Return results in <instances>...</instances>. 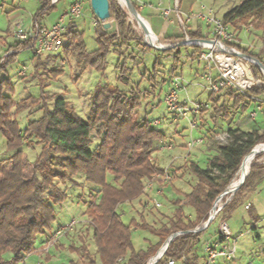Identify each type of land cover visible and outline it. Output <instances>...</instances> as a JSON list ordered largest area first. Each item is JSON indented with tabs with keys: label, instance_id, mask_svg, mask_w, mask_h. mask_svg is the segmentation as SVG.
<instances>
[{
	"label": "trees",
	"instance_id": "16d2710c",
	"mask_svg": "<svg viewBox=\"0 0 264 264\" xmlns=\"http://www.w3.org/2000/svg\"><path fill=\"white\" fill-rule=\"evenodd\" d=\"M108 1L109 18L115 21L118 31L108 32L103 28V24L96 20L97 48L94 51H87L83 32L73 31L75 19L68 21L65 33V37L68 38L66 52L76 57L79 66L89 67L101 73L105 70L113 41H117L120 48L129 47L131 42H141L128 23L125 11L116 0ZM131 2L137 10L135 3L132 0ZM67 8L68 6L63 7L62 12ZM54 10L55 6L51 4V0H39V7L32 20L41 23ZM262 19H264V0H241L223 15L221 21L237 30L245 24L256 25ZM189 34L192 40L206 39L200 28ZM156 39L175 44L182 41L183 37L178 35L156 37ZM19 44L22 49L14 55H9L11 58L7 59V63L0 66V134L5 139L6 150L11 152L7 158L0 159V264L22 263L33 252L36 237L45 234L55 221L53 206L60 205L67 199L65 192L56 189L55 180L75 185L73 177L80 174L85 182L100 190L98 196L88 202L84 211L92 230L94 253H90L84 243L79 247L71 246V251L81 254V259L70 261L68 264H147L168 237L177 232L194 229L207 219L214 201L234 179L243 159L254 148L264 145V120L260 125L253 126L249 130L240 128L234 123L235 113L244 114L251 107H255V103L250 98L233 89L223 90L225 97L232 100V109L229 110L220 101L219 95L222 92L219 94L209 92L207 100L201 103L211 104L214 119L222 116L228 122L225 130L230 135V142L214 149L213 156L206 160L204 167L195 162L183 164V166L187 164V171L195 181L188 183L187 194L177 196L172 201L174 213L166 222L162 221L158 226L149 225L140 217V224L134 220L126 224L118 211L119 206L133 202L146 194L145 184L153 176H162L165 171L171 176L175 175L170 166L167 169L160 168L153 160L154 152L160 150L159 141L168 144L171 142L166 140V135L162 131L151 124L146 115L139 116L145 96L138 94L145 93L154 99L156 87L161 92L163 85L167 83L169 89L170 79L176 74L181 57L180 50L191 49V53L186 55L187 58L198 60L202 47L175 45L158 51L168 57L173 55V66L167 74L168 80L162 78L160 83L155 80L154 75L151 79L152 74L149 77L142 76V79L146 77V82L152 83L150 85L153 89L152 93H148V89H139V86H133L128 90L111 84L100 86L93 96L90 116L86 120L68 107L63 95H56L51 110L44 109L40 118L29 121L24 129H21L18 121L10 117V110L14 107L16 112L20 113L35 101L27 98L15 104L10 97L13 92L10 79L8 78V82L2 79L8 66L16 61L21 51L30 50L29 44ZM231 44L264 65V59L259 54L252 53L239 43ZM144 47L148 49L147 52L154 50L151 47ZM113 53L123 56L120 49L114 50ZM157 64L161 65L155 61L151 73ZM115 67L119 70L118 81L129 84L133 68L127 66V59L123 58L122 63L118 62ZM249 68L255 78L264 80L259 67L250 64ZM248 94L264 98V86H253ZM207 110L203 109L200 112L197 121ZM96 123H101L98 130L100 138L91 149L92 124ZM215 126L214 124L213 129ZM23 138H34L42 146L32 162L30 177L24 176ZM260 157L261 154H257L255 159ZM247 173L236 193L223 207L220 219L225 220L230 217L242 204L244 195L253 191L264 180V164L253 162L250 169L248 167ZM48 192H52L49 197L46 195ZM184 206H189L194 211L193 220L185 217ZM247 210L257 222L258 217L253 216V209L249 207ZM133 227L149 231L157 238L156 244H150L146 250H136L131 240ZM209 227L195 234L187 233L173 237L163 258L155 264H167L169 259L181 261L183 257L187 259L182 264H199L203 252L201 251V254L198 252L202 248L198 245L204 242L202 238ZM5 253H9L12 258L5 261L2 258Z\"/></svg>",
	"mask_w": 264,
	"mask_h": 264
},
{
	"label": "rangeland",
	"instance_id": "374dc122",
	"mask_svg": "<svg viewBox=\"0 0 264 264\" xmlns=\"http://www.w3.org/2000/svg\"><path fill=\"white\" fill-rule=\"evenodd\" d=\"M76 1L83 2L84 8L82 16L75 19L73 31L77 33L83 32V39L87 51H94L97 48L95 24L97 22L96 20L99 19L94 15L89 0L60 1L55 6V10L46 16L41 23L46 26L51 25L60 15L63 7H67ZM225 1L218 0L215 7L218 9V13L213 10L214 15L219 19L225 14V9L232 8L239 4L241 0H227L226 3ZM116 2L125 11L128 23H130L134 33L141 42H131L129 47L120 48L118 47L119 43L113 41L112 51L107 56V64L104 72L101 73L89 67L83 68L79 66L76 62V57L65 50L68 45L67 37H65L64 48L53 55L34 56L30 50H25L21 51L16 61L8 66L2 79L8 82L9 78L12 83L13 92L10 94L12 101L15 104L23 102L27 98L35 101L20 113L16 112L14 107L11 108L10 117L18 121L21 129H24L29 121L40 118L44 109L48 108L51 110L56 95H63L68 103V107L72 108L79 117L86 120L90 116L93 96L100 89V86L111 84L117 85L120 89L124 90H128L133 86H139V89H148V93H152L153 89L150 86L152 83L149 84L146 82V77L142 79L143 75L149 77L152 74L151 79H153L154 75L158 83H160L162 78L168 80L167 74L173 66V55L169 57L162 55L158 52L161 50L146 44L142 31L136 21L133 20L131 14L121 5L119 0H116ZM140 2L152 3L154 5L157 4L158 0H140ZM138 5L135 4L137 10ZM38 7L39 0H0V66H4L8 61L7 59L11 58V56L4 57V54L9 50L22 49L12 35V26L18 20L26 23L32 20ZM140 12L141 14H145L143 11ZM106 22L111 24V27L107 29L108 32L118 31L116 23L112 18L107 19ZM100 23L103 24L101 21ZM229 27L232 30L234 29L231 26ZM203 31L206 34L208 29L204 28ZM234 32L236 34V40L243 47L249 49L254 54H259L264 59V19L260 20L256 25L254 23L245 24L241 29H237ZM158 42L164 46V42ZM144 46L151 47L154 50L147 52L148 49L146 50ZM118 49L123 53V56H118L113 53L114 50L118 51ZM180 51L181 57L177 65L176 74L181 76L185 85V90L180 92V98L184 99L187 93L191 99L197 102H205L208 98L209 91L206 88V81L202 77L206 71L204 64L197 59L187 58L186 55L191 53V49L187 51L181 49ZM123 58L127 59V66H132L133 68L130 75V82L127 85L118 81L119 70L115 67L118 62L122 63ZM155 61L161 63V65L159 66L157 64V67L151 73ZM23 67H26L25 71L22 70ZM22 72L24 73L22 74ZM212 73L214 75L215 70H212ZM167 90V83L163 85L161 92L156 87L154 99L148 94L145 95V93H139L137 91L139 93L138 95L145 96L142 100L139 116L143 117L146 115L151 124L156 129L162 131L166 135V140L171 142L170 144H172L173 148L171 150L155 151L153 160L160 168L167 169L170 166L172 173L174 172L175 175H172L170 185L165 188L163 196L158 198L162 203L161 208L155 209L152 207L149 200L151 193H146L133 202L119 206L118 211L123 222L126 224H129L132 220L140 224V217L149 225L158 226L160 222H166L174 213L172 201L177 196L181 197L183 194H187L189 192L188 183L195 181L188 173L186 165L189 162H195L201 167H204L206 160L213 156L214 149L221 146L215 137L226 132L225 126L227 122L222 116L214 119L212 117L213 107L211 106L200 116L198 126L191 132L186 120L174 117L166 111L163 97ZM219 96L221 97V103H224L229 110L232 109V100L225 97L223 92ZM209 105L211 104L209 103ZM251 111H253L252 107L244 114L236 115L235 113L234 116L236 118L234 117V123L237 124L238 121L240 123L241 121L243 123H255L254 119L250 116ZM261 116L264 118V113H261ZM155 121H158V124H155ZM100 124H92L91 149L99 141L100 135L98 130ZM214 124L216 126L213 129ZM240 126L241 128H245L243 124ZM190 132L192 137H201L203 143L187 154L185 142L190 136ZM23 143L22 149L25 153L23 166L24 176L30 177L32 173V162L39 154L42 146L34 138H23ZM183 145L184 147H182ZM10 154L11 152L6 150L5 139L0 134V159L7 158ZM186 154L187 157L184 160ZM259 154H261V157L257 160L254 157L251 165L253 162L264 164V152H260ZM179 156L180 158H178ZM174 157H176V160L173 163L172 159ZM184 163L187 164L183 166ZM54 167L56 168V166ZM73 179L76 182L75 185H72L70 182L61 183L59 180H55L56 189L65 192L67 199L62 204L53 206L55 221L45 234L38 237L35 248L38 249L42 239L53 234L56 229L66 225L70 220L77 219L79 222L73 231L61 237L49 249L47 254L39 256L37 252L31 253L26 257L24 263L19 264H68L70 261L81 259V254L72 252L70 247H79L82 243L88 247L90 253H94V245L91 239L92 230L84 211L88 202L98 196L100 190L96 186L85 182L81 174L73 177ZM247 194L244 195L241 201L242 204L237 207L230 217L225 219V223L231 230L233 237L237 240V264H264V255L261 257L260 253V248H264V182L261 184L259 191L253 199L256 214L259 216L257 223L249 215V211L244 210L243 202L245 198L250 196H247ZM46 195L49 197L52 195V192H48ZM233 195L230 197L232 198ZM183 211L186 218L194 219V211L191 207L184 206ZM217 222L210 225L202 241L206 237L208 238V236L217 233ZM257 235L259 237L256 238ZM131 240L136 250H146L150 244L154 245L157 242V238L149 231L136 227L132 228ZM198 246L201 248L203 242ZM201 249L198 251L200 254ZM2 258L8 261L12 257L9 253H5Z\"/></svg>",
	"mask_w": 264,
	"mask_h": 264
},
{
	"label": "built area",
	"instance_id": "2783aa9c",
	"mask_svg": "<svg viewBox=\"0 0 264 264\" xmlns=\"http://www.w3.org/2000/svg\"><path fill=\"white\" fill-rule=\"evenodd\" d=\"M59 1L60 0H51V4L56 6ZM176 3L177 0H175V19L179 26L180 35L183 37L180 42L184 41L187 45H198L202 47V51L198 56V61L202 62L206 69L202 77L206 81L207 90L214 94H219L225 89H233L250 98L257 105L256 109L250 112L251 118L255 119L259 113H264V100L248 94V91L253 86H264V80L255 78L250 71L249 65H256L255 59L231 44H241L236 40L235 30H232L228 25L223 24L221 19L214 15L213 10L205 5H201L199 11H191L187 15H183L178 11ZM83 8L84 3L81 1L71 3L67 10L61 12L55 21L49 26L42 23H35L33 20H30L27 23L18 20L12 26V35L17 43L29 44L30 51L34 56L53 55L62 50L65 46V33L68 21L80 18L83 14ZM169 13L170 10H163L164 17H167ZM193 20L201 21L206 25L208 31L204 36L210 41L209 43H203L190 38L187 23ZM143 36L145 43L148 45H157L160 47L172 45L164 43L163 46L158 41L156 44L153 42L152 37L145 36L144 34ZM148 38L152 39L151 44L148 43ZM18 52V50L11 49L4 54V57ZM22 70L25 71L26 67H23ZM212 70H215L214 75ZM23 73L24 72H22V74ZM183 90H185V85L181 76L178 74L173 75L170 79V87L163 97V103L168 113L172 114L174 117L186 120L190 131L192 132L197 127V117L200 112L203 109H208L210 105L208 103L203 104L191 99L187 93L185 98L181 99L180 92ZM155 124H158V121H155ZM191 132L185 142V150L187 153L203 143L201 137H192ZM215 138L220 145L228 144L231 139L227 132L221 133ZM158 147L161 151H164L171 150L173 146L172 144L165 143L161 140L158 143ZM186 157L187 154L184 157V160H186ZM171 179V174L168 171H165L164 175H155L146 182L144 191L149 194L151 193L149 200L153 208L159 209L162 207V203L158 198L163 196L164 190L170 185ZM230 196L231 194H227L217 198L209 211L207 219L201 225L188 231L174 233L167 238L168 241L173 237L185 235L187 233L195 234L203 229H207L211 223L218 221L217 233L209 236L203 242V258L199 264H237V240L233 237L225 220L220 219L222 209L231 199ZM249 207V204L245 205V209H248ZM78 222L77 219H72L66 225L56 229L44 245L43 253L46 254L61 237L73 231ZM168 244L164 245L159 257L153 260L154 255L149 260H153L151 264H155L158 260L163 258ZM186 259L187 257H183L181 261L169 259L167 264H182Z\"/></svg>",
	"mask_w": 264,
	"mask_h": 264
},
{
	"label": "crops",
	"instance_id": "0c3cea01",
	"mask_svg": "<svg viewBox=\"0 0 264 264\" xmlns=\"http://www.w3.org/2000/svg\"><path fill=\"white\" fill-rule=\"evenodd\" d=\"M132 1L135 4H139L137 12L147 22V24L149 25V27L152 30L155 37L164 38V37H168V36L180 35L179 26H178V23L175 19V0H158L157 4H154V5L152 3H142V2H140V0H132ZM226 1H225V3H226ZM217 2H218V0H177L176 5L178 7V11H180L183 15H187L191 11H199L201 5H205L206 7H209L218 13V9L215 8L217 5ZM163 10H170V13L167 17L163 16ZM228 10H230V9H225V13ZM140 11L145 12V14H141ZM187 28H188L189 33L195 31L197 28H200V30L202 31V35L207 34V33L205 34V32L203 31L204 28H207L206 25L203 22L198 21V20H193V21L187 23ZM262 100H264V98H262ZM254 105H255V107L253 108V110H255L256 106H257L256 104H254ZM263 120H264V118H262L261 114L259 113L257 115V117L254 119L255 123H250V122L243 123L242 121L240 123V121H238L237 124H235V125L241 128L240 125L243 124L245 126V128H243V129L249 130V129H252L253 126L256 127L257 125H260V123ZM228 121L230 122V120H228ZM227 124H228V122H227ZM227 124H226V126H227ZM178 158H180V156ZM174 160H176V157H174L172 159L173 163H174ZM263 182H264V180L260 184H258L253 191L249 192L247 194V196H249V195L250 196L245 198V200L243 202L244 203L243 204L244 210L248 211L247 209H245V205L249 204L250 208L253 209V216H255V217L257 216V214H256V211L254 208L253 199L256 196V193L259 191L260 186ZM257 217H258V221H259V216H257ZM51 235L47 236L45 239H42L40 241L39 248L38 249L35 248L32 253L37 252V253H39V256H42L44 254L43 253V247L46 244V242L48 241V239L51 237ZM39 236L40 235L37 236L36 242H37V239ZM35 246H36V243H35ZM260 253H261V257H262V255H264V248L263 247L260 248ZM25 260H26V258H25ZM24 261L22 263H24Z\"/></svg>",
	"mask_w": 264,
	"mask_h": 264
},
{
	"label": "water",
	"instance_id": "95a60500",
	"mask_svg": "<svg viewBox=\"0 0 264 264\" xmlns=\"http://www.w3.org/2000/svg\"><path fill=\"white\" fill-rule=\"evenodd\" d=\"M125 3H126V6L130 9L131 11V15H132V18L133 20L136 21V23L139 25L140 29L142 30L143 34L145 36H150L153 38V42L157 44V39L156 37L154 36L152 30L150 29L149 25L146 23V21H144V19L139 15V13L137 12V10L135 9V7L133 6L131 0H124ZM90 6H91V9L94 13V15L101 21L103 22V28L105 30L109 29L111 27V24L109 22H106L107 19H109L110 17V11H109V1L108 0H90ZM198 41H201L203 43H209L210 41L208 39H203V40H198ZM175 45H187L186 42H179L177 44H172L170 46H167V47H160V46H157V45H151L153 46L154 48L156 49H159V50H165V49H169ZM255 64L257 67H259V69L262 71V73L264 74V65L261 64L259 61H257L255 59ZM261 147H264V145H260L256 148H254L252 150V152L246 156V158H254L257 154H259L260 152H263L261 151ZM244 162V159L241 163V165L239 166V169L237 171V173L239 172L242 164ZM251 166V164H250ZM250 166H249V169H250ZM249 172V170H248ZM236 173V174H237ZM248 175V173L246 174V176ZM246 176L242 177L239 181V184H238V187L237 189L240 187L242 181L246 178ZM237 189L233 192V193H230L229 192V186L224 190V192L222 193L221 196H225L227 194H231L233 195ZM220 196V197H221ZM169 243L168 239L164 242V244L161 246V248L156 252L154 259H156L157 257H159V255L162 253V249L164 247V245H167ZM152 260V261H153ZM152 261H149L147 264H151Z\"/></svg>",
	"mask_w": 264,
	"mask_h": 264
},
{
	"label": "bare ground",
	"instance_id": "6f19581e",
	"mask_svg": "<svg viewBox=\"0 0 264 264\" xmlns=\"http://www.w3.org/2000/svg\"><path fill=\"white\" fill-rule=\"evenodd\" d=\"M119 1H120L121 5L124 6V7L127 9V11L131 14V11H130V9L126 6L125 1H124V0H119ZM131 16H132V15H131ZM144 21H145V20H144ZM146 23H147V22H146ZM147 41H148L149 44L152 43V39H151V38H148ZM260 149H261V151L264 152V147H261ZM252 159H253V158H246V157L244 158V162H243V164H242V166H241L239 172L235 175L234 179H233V180L230 182V184H229V192H230V193H233V192L237 189L240 179H241L242 177L246 176L245 174H246V172H247L248 167L250 166V164H251V162H252Z\"/></svg>",
	"mask_w": 264,
	"mask_h": 264
}]
</instances>
